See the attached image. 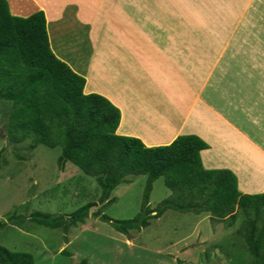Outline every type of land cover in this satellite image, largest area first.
I'll return each mask as SVG.
<instances>
[{"label":"crops","instance_id":"crops-1","mask_svg":"<svg viewBox=\"0 0 264 264\" xmlns=\"http://www.w3.org/2000/svg\"><path fill=\"white\" fill-rule=\"evenodd\" d=\"M36 2L39 6L33 8ZM24 3L30 10L14 13L10 7L12 15L28 17L44 11L49 31L55 36L57 55L65 61L78 56V67L70 61L69 65L85 76L84 93L103 95L120 109L118 134L139 138L148 147L169 145L180 135H198L209 144L201 152L206 169H229L237 176L242 193H264V0ZM204 8L227 10L232 20L238 19L240 10L257 9L262 13L261 26L249 29L253 25L247 17V22L240 24L245 25V32L240 28V33L227 34L224 39L220 35L210 39L185 35L186 39H179L183 43L202 42L197 46L199 55L190 57L187 67L182 64L183 55L172 49L171 33L160 40L135 33L134 27L147 22L167 27L206 26L200 12ZM94 24L106 31L93 33ZM109 27L119 29L109 33ZM82 38L86 55L73 56L80 47L68 51L67 43ZM206 42H215L208 48V56ZM202 62H208L207 67ZM199 75H208L201 79L205 83L202 88L190 82L197 81L193 76Z\"/></svg>","mask_w":264,"mask_h":264},{"label":"trees","instance_id":"trees-1","mask_svg":"<svg viewBox=\"0 0 264 264\" xmlns=\"http://www.w3.org/2000/svg\"><path fill=\"white\" fill-rule=\"evenodd\" d=\"M24 4V0H0V101L10 106L9 139L15 143L30 139L33 150L41 144L60 146L59 169L73 163L95 178L104 206L114 202L111 194L129 176L146 175L139 215L126 220L101 215L119 232L140 231L169 209L210 213L229 226L240 216L248 251L255 264H264V193H242L229 169H206L201 152L209 144L198 135H180L169 145L148 147L139 138L118 134L120 109L103 95L84 93L85 76L57 55L44 11L28 17L12 15L11 9L27 13L30 9ZM92 31L100 33L98 25ZM160 177L172 195L152 209L150 195ZM96 206L92 201L67 215L69 224L85 223ZM30 220L51 228L67 227L65 217L41 211L31 213ZM5 226L0 221V231ZM0 264H34V257L0 244Z\"/></svg>","mask_w":264,"mask_h":264},{"label":"rangeland","instance_id":"rangeland-1","mask_svg":"<svg viewBox=\"0 0 264 264\" xmlns=\"http://www.w3.org/2000/svg\"><path fill=\"white\" fill-rule=\"evenodd\" d=\"M206 8L200 10L206 26L167 27L147 22L134 30L154 40L171 33L174 38L172 49L185 56L181 60L187 67L190 57L199 55L197 46L202 42L183 43L179 39H186L185 35L189 39L195 35H204L207 39L220 35L224 39L227 34L240 33V28L244 30L245 25L240 24L242 20L247 22V17L253 25L249 29L261 26L262 13L257 9L238 10V19L232 20L228 18L227 10ZM197 10L194 9L196 13ZM179 17L183 16L180 14ZM98 28L100 32L103 29L100 25ZM117 28L109 27L107 32L115 33ZM207 42L208 56L215 42ZM101 43L105 44V41ZM84 45L82 38L74 44L67 43L66 48L70 51L78 46L77 51L71 50L73 56L79 53L80 57H85ZM75 56L64 61L78 67L75 62L78 56ZM200 64L207 67L208 62ZM193 77L197 81L190 78V82L202 88L208 75ZM211 95L208 91V97ZM9 111V103L0 101V221L6 222L0 231L1 245L12 251L32 254L34 264H79L82 260H86V264H255L240 232V216L229 226L225 221L212 218L210 213H183L169 209L161 217L151 219L150 224L140 231L133 229L128 235L119 232L111 223L101 220V215L106 214L113 220L139 215L147 176H129L128 182L120 184L111 194L114 202L104 206L100 203L101 188L95 178L86 175L73 163H68L65 170L59 169L60 146L50 148L41 144L33 150L30 139L22 143L12 142L7 129ZM171 195L172 190L165 185L164 177H160L153 183L148 205L154 209ZM92 201L97 206L85 223L70 225L66 216ZM36 211L50 213L55 218L65 217L67 227L51 228L31 221L30 215Z\"/></svg>","mask_w":264,"mask_h":264}]
</instances>
